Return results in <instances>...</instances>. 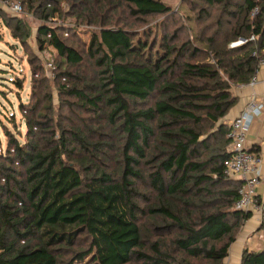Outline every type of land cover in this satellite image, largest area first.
Listing matches in <instances>:
<instances>
[{
	"label": "trees",
	"instance_id": "16d2710c",
	"mask_svg": "<svg viewBox=\"0 0 264 264\" xmlns=\"http://www.w3.org/2000/svg\"><path fill=\"white\" fill-rule=\"evenodd\" d=\"M21 1L44 23L60 14L59 0ZM60 1L99 28L88 53L98 72L60 75L73 81L58 90L63 126L40 115L34 89L42 83L31 80L24 141L9 134L0 152V264H223L251 214L233 208L241 183L223 175L230 141L222 120L237 103L235 88L264 58V0H206L197 26L215 30L195 41L207 61L195 59L191 41L172 45L168 23L154 26L161 35L153 47L125 25L113 27L124 23L118 9L134 20L175 18L161 0ZM6 27L13 38L30 35L20 19ZM60 34L63 27L39 25L40 50L84 66ZM240 38L243 45L228 48ZM78 112L109 134L91 130ZM240 264H264V248L243 250Z\"/></svg>",
	"mask_w": 264,
	"mask_h": 264
},
{
	"label": "rangeland",
	"instance_id": "374dc122",
	"mask_svg": "<svg viewBox=\"0 0 264 264\" xmlns=\"http://www.w3.org/2000/svg\"><path fill=\"white\" fill-rule=\"evenodd\" d=\"M18 1L22 6L21 0ZM165 5L172 9L173 13H176V17L171 16H159L147 20H134L125 16L121 9L117 10L120 19L124 20V23L117 25L121 28L124 25L126 29L133 34H137L139 39H142L148 46H154L155 40L161 35L160 29L155 33L154 26L159 22L168 23L170 25V38L171 44L175 47H179L186 41H191L193 48L198 49V53L195 56L197 61H207L206 53L204 52V46L195 39H201V36H211L215 29L211 30L207 34H203L197 26V17L201 10H205L208 7L206 0H161ZM60 14L54 19L44 23L41 19L26 14L23 6V14L18 17L9 14L8 12L0 11V152L4 153L7 146V137L9 134L15 137L19 142H23V136L26 132V128L23 120V113L21 109L29 108L28 100L31 95V80L41 81V85L37 84L34 89V95L39 102L40 115H46L53 124H59L61 126L68 125L66 123L68 114L67 106L65 105V99L58 95L59 87L64 85L65 89L70 88L73 85V81L67 79L62 81L60 75L67 71L74 75H80L87 79L96 74L97 67L93 61L89 58L90 49V36L99 31L98 27L89 26L74 14L67 4L59 0ZM213 8H210V10ZM216 9V8H214ZM118 17V16H116ZM216 14L214 18L216 21ZM9 19H20L23 21L30 33L27 40L22 41L17 38H13L12 30L6 27V21ZM228 21V20H225ZM41 24L55 25L63 27L64 34H60L61 37H66L65 43L70 47L82 53L85 57L84 66L80 68H74L69 65L61 64L56 53L52 49L40 50L36 42L37 27ZM123 25V26H122ZM197 37V38H195ZM244 44L243 39H238L234 43H230L228 48L238 47ZM158 48L155 45V50ZM154 52V51H153ZM96 80L89 82L94 83ZM17 83H20V87ZM48 97L50 99H48ZM70 102H73L70 101ZM34 103V102H33ZM74 103V102H73ZM21 104L25 107L21 108ZM50 108L51 110L47 109ZM79 113L81 120L85 121V124L93 131L103 132L109 134L105 129L104 122L92 119L91 114ZM70 116V115H69ZM92 126V127H91ZM96 139V138H95ZM110 163L113 168L115 163ZM140 190L145 192V188ZM142 206L148 204L141 203ZM145 227H149V223L143 220ZM151 241L146 243L145 251L149 252ZM180 259V255H177ZM195 264V262L190 261ZM130 264H143L139 261H132Z\"/></svg>",
	"mask_w": 264,
	"mask_h": 264
},
{
	"label": "built area",
	"instance_id": "2783aa9c",
	"mask_svg": "<svg viewBox=\"0 0 264 264\" xmlns=\"http://www.w3.org/2000/svg\"><path fill=\"white\" fill-rule=\"evenodd\" d=\"M0 9L11 15L20 17L23 14L21 4L16 0H0ZM258 8L255 7L252 14L255 15ZM250 41H254L251 36ZM255 53H253V56ZM264 69V58L258 61L257 69L247 86L253 87L257 82V72ZM264 104L255 97H250L243 111L227 126L229 131L227 138L230 141L229 158L223 164V175L235 181L241 186L238 190V198L234 203V210L242 213L256 214L259 221V232L264 242V201L256 200V189L261 182V157L247 149L246 136L253 121L263 113Z\"/></svg>",
	"mask_w": 264,
	"mask_h": 264
},
{
	"label": "crops",
	"instance_id": "0c3cea01",
	"mask_svg": "<svg viewBox=\"0 0 264 264\" xmlns=\"http://www.w3.org/2000/svg\"><path fill=\"white\" fill-rule=\"evenodd\" d=\"M234 93L238 100L222 120L224 124H229L243 111L250 97H255L264 104V69L257 72V82L253 87L240 86L235 88ZM246 147L261 157V182L256 189V200L264 201V109L262 115L255 119L249 128ZM263 248L264 242L259 232L258 216L251 214V217L243 223L236 240L230 246L228 256L223 264H240L243 250L260 251Z\"/></svg>",
	"mask_w": 264,
	"mask_h": 264
}]
</instances>
